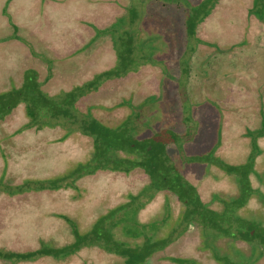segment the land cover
<instances>
[{
  "label": "rangeland",
  "instance_id": "374dc122",
  "mask_svg": "<svg viewBox=\"0 0 264 264\" xmlns=\"http://www.w3.org/2000/svg\"><path fill=\"white\" fill-rule=\"evenodd\" d=\"M201 1L185 2L194 6ZM212 3L211 11H207L190 41L184 29V8L175 3L151 1L142 18L140 0H0V92L20 86L28 68L37 71L42 90L49 94L72 89L99 72L115 69L109 36H94V27L111 25L127 9L136 11L142 18L141 25L148 29L139 38L142 47L156 42L163 48L165 40L166 51L160 55L156 50V64H144L136 72L104 82L97 93L80 99L77 108L85 112L86 104H93L105 113L117 105L111 115L100 116V120L111 125L138 112L150 120L158 109L153 127L166 126L184 135L167 148L169 156L199 196L219 208L220 200L229 201L238 194L237 177L206 162L189 163L185 156L214 149L215 156L225 162L241 164L253 149L250 136L264 134V22L255 16L264 10V3L211 0L210 6ZM13 24L18 28V39L13 38ZM137 26L138 30L139 23ZM137 59L139 63L144 61ZM184 62L187 73L182 71ZM164 71L169 78L164 77ZM150 95L158 96V107L150 102L138 111L137 106L146 103ZM23 112V105L19 104L0 119L1 185L65 176L89 160L94 151L89 136L72 131L64 120L41 129L26 128L28 118ZM144 119L139 121V138L151 135L150 122ZM255 130L259 132L253 134ZM256 144L260 153L255 168L263 176L254 172L250 175L253 191L240 213L245 217L253 215L264 223V204L260 200L264 196V138L256 139ZM131 174V188L121 186L118 176L101 170L77 177L52 192L30 189L13 195L0 193V249L24 252L36 249L41 242L46 246L62 245L71 241L66 230L75 227L83 232L89 228L88 223L98 215L99 203L103 202L98 209L104 211L126 203L134 190L139 192L145 187L146 192H153L154 185H149L144 172L136 170ZM155 194L145 203L138 221L147 223L148 230L159 227L156 230L160 237L169 236L173 229L181 230L185 225L183 204L171 191ZM147 196L138 202L147 201ZM110 219L103 223L107 226ZM195 232V224L191 223L185 237L176 239L167 251L178 254L189 239L196 238ZM161 254L164 250L150 256L145 264H155ZM123 262L122 257L89 245L65 256L47 253L23 262L0 260V264Z\"/></svg>",
  "mask_w": 264,
  "mask_h": 264
},
{
  "label": "trees",
  "instance_id": "16d2710c",
  "mask_svg": "<svg viewBox=\"0 0 264 264\" xmlns=\"http://www.w3.org/2000/svg\"><path fill=\"white\" fill-rule=\"evenodd\" d=\"M140 1L143 5L142 18L146 4L151 1L160 2L162 5L175 3L179 7H183L185 11L184 29L186 37L190 41L196 35L197 26L205 19L207 11H211L214 4L212 3L210 6L211 0H202L194 6H189V3L185 2L186 0ZM256 1L258 0H252L253 5ZM259 1L264 3V0ZM126 12L117 16L115 21L107 27H94V36H109L110 45L115 54V69L99 72L90 80L72 89L49 94L42 90V83L38 80L37 71L28 68L23 72L20 86L0 92V119L22 104L23 113L28 118L26 128L41 129L52 126V122L57 124L64 120L73 128L72 131H79L83 135L89 136L92 139L94 150L89 160L78 164L65 176L41 182L26 180L14 186L0 184V193L6 192L13 195L30 189L52 192L58 187L61 188V186L69 184L77 177L93 175L101 170L118 176L121 179L120 185L125 188L132 187L131 172L141 170L150 179L149 185H154L153 192H146L145 187L139 192L134 190L126 203L104 211L98 209L102 207L103 202L99 203L96 208L98 215L94 221L88 223L89 228L86 231L81 232L75 227L71 228V231L66 230L72 236L71 241H66L62 245L53 243V246H46L39 242V247L24 252L0 249V260L23 262L47 253L65 256L79 250L82 246L89 245V247H98L105 252L122 257L123 264H145L150 256L163 250L164 254L156 258L155 264H264V223L261 219L256 220L253 215L245 217L240 213L241 208L249 203V196L253 191L250 175L254 172L263 176V173H259V170L255 168L257 165L255 159L260 153L256 139L264 138V134L258 133L259 130L253 131V134L258 133V136H250L253 149L248 160L241 164L225 162L215 156L214 149L206 154L185 156V161L189 163L206 162L225 172L233 173L237 177L238 194L231 197L229 201L228 199L220 200L222 205L215 208L211 204L213 201L203 200L199 196L195 187L180 173L177 165L169 156L167 148L171 144L181 141L184 135L166 126L155 129L153 126L157 123V108L150 120L146 119V116L144 119L138 112L133 116H126L120 122L117 120V124L112 125L104 123L100 120V116L111 115L114 109H118L117 105L111 106L110 111L105 113L93 104H86L85 112L77 108V102L80 99L97 93L104 82L121 78L130 72H136L144 64L154 65L158 61L156 50L158 53L161 52L160 55L166 51L165 40L163 48L156 42H147V45L142 47L143 42L139 38H142L148 29L146 30L141 25L142 18H139L138 14L136 15V11L128 12L127 9ZM255 16L264 22V10ZM138 23L139 29L137 30ZM12 27L15 33L13 38L18 39L16 35L18 28L15 24ZM148 45H150V49L153 46V52L150 53V49L148 51ZM136 57H140L144 61L139 63ZM151 59H154L155 62ZM186 64L187 62L182 64V71L185 73H187ZM164 77L169 78L168 72L164 71ZM157 99L156 95L148 96L146 103L143 102L137 106L138 111H143V108L150 102H153L154 108L158 107ZM122 103L119 105H123ZM94 107L96 108L94 109ZM94 110L96 112L92 115ZM140 119L150 122L152 128L150 129L151 135L148 137L139 138ZM155 121L156 123H154ZM261 124V126L264 125V120ZM161 190L171 191L184 206L182 213L184 227L181 230L173 229L168 232L169 236L164 237L158 235L156 229L159 227L148 230L147 223L141 224L138 221V216H141L145 211V203L151 198H155V193ZM87 192L90 193L89 190ZM147 194L151 196L149 197ZM141 195L147 196V201L139 203ZM260 200L264 204V196H260ZM119 211L121 213L117 215L116 213ZM109 218L111 219L106 226L103 220ZM191 223L195 224L196 238L189 239L186 248L178 250V254L168 252L169 245L180 236L182 239L185 237L186 227ZM111 228L116 232H112Z\"/></svg>",
  "mask_w": 264,
  "mask_h": 264
}]
</instances>
